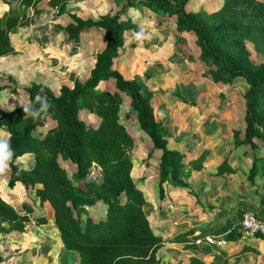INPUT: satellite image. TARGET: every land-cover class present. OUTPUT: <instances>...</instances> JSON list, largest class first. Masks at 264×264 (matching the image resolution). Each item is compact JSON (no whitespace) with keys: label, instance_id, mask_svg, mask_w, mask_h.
Segmentation results:
<instances>
[{"label":"rangeland","instance_id":"374dc122","mask_svg":"<svg viewBox=\"0 0 264 264\" xmlns=\"http://www.w3.org/2000/svg\"><path fill=\"white\" fill-rule=\"evenodd\" d=\"M222 2L190 0L186 10L208 16ZM115 14L134 23L147 38L138 41L135 37L139 32L126 29L113 67L128 79L143 81L152 90L155 116L168 121L171 126L169 147L185 154V151L191 153L189 148L194 143L196 148L192 153L206 154L203 165L210 162L202 176L191 180L195 173L185 155L183 162L187 164L182 175L192 185L165 190L158 201V186L156 188L151 175L156 174L154 177L159 180V152L149 154L151 142L138 128L135 112L129 106V99L123 95L119 118L134 138L130 151L133 178L137 185H147L144 189L148 200L144 211L153 231L166 240L156 252L160 264H264V240L256 235L240 231V237L231 241L223 235L225 243L221 245L206 243L204 237L200 241L187 239L238 227L235 223L237 210L233 206L217 205L216 191L227 189L226 181L232 178L236 184L242 180L249 182V170L255 160L258 173L251 183L256 185L254 194L264 200V167L259 159L264 150L261 146L252 150L239 142L245 125L247 81L243 77H234L227 83L216 79L199 57L200 49L194 34L177 31L172 18L165 19L136 0L131 7H126L125 0H0L1 20L4 22L11 17L16 21L10 31L12 50L0 55V101H6L0 106V112L7 111L12 104L16 105L15 108L21 107L20 103L27 100L26 89L32 84L45 85L58 94L62 85L73 87L86 79L95 65L97 54L105 47V31L92 27L74 41L68 37L67 27L76 26L74 17L97 20ZM243 44L251 66L264 63V39L258 48L252 40H244ZM232 52L237 55L236 50ZM97 89L113 90V81L99 82ZM79 115L87 123L98 124V117L93 113L80 112ZM0 132L8 138L6 130L0 129ZM209 145L211 147L207 149ZM224 158L235 168L232 177L227 172L216 176L217 167ZM19 160L26 167L33 162L29 154ZM57 160L72 178L75 165L61 156ZM94 171L97 172V168L92 166ZM147 171L152 174L145 175ZM202 178L206 181L205 189L200 182ZM164 185L170 186L169 183ZM4 188L10 190L12 187ZM16 189L25 190L20 185H16ZM25 191L27 197H18L17 200H36L32 197L33 189ZM168 195L170 198H165ZM0 196L12 200L4 193ZM237 198L241 196L237 195ZM187 200L188 204L185 203ZM248 200L252 198L249 196ZM163 201L164 204H160ZM187 206L191 208L190 213ZM103 208V204L87 206L86 213L97 218L103 214ZM260 209L256 210L260 212ZM31 225L35 224L29 223L24 232L6 230L0 233V264H46L37 246L39 235L28 230Z\"/></svg>","mask_w":264,"mask_h":264},{"label":"trees","instance_id":"16d2710c","mask_svg":"<svg viewBox=\"0 0 264 264\" xmlns=\"http://www.w3.org/2000/svg\"><path fill=\"white\" fill-rule=\"evenodd\" d=\"M125 1L126 7L134 4V0ZM136 1L165 19L172 18L177 31H191L200 49L199 57L216 79L227 83L234 77H243L247 81L245 125L239 142L252 150L258 146L264 150V63L251 66L243 44L244 40H252L258 48L264 39V0H223L208 16L187 11L190 0ZM74 21L76 26L67 27L68 37L77 41L82 32L99 27L105 31V47L97 54L89 76L73 87L62 85L58 94L42 84L27 87L25 103L39 108L36 96L47 98L50 107L41 118L24 119L22 106L0 112V129L7 131L13 152L6 171L7 184L31 188L40 204L50 205L60 240L67 250L77 253L78 264H160L156 252L166 240L153 231L144 211L145 194L133 178L130 151L134 138L119 118L123 95L135 112L138 128L151 142L149 154L159 152L160 197L166 183L187 187L182 179L185 154L169 147L171 126L155 116L152 90L143 81L128 79L113 67L124 31L131 28L141 33L135 24L119 14L97 20L74 17ZM15 25L11 17L4 22L0 18V55L12 50L10 31ZM108 80L113 81V90L97 89L99 82ZM80 112L95 114L98 124L87 123ZM25 154L33 159L29 167L19 160ZM58 156L75 165L72 178L59 164ZM259 159L264 167V155ZM93 162L98 180L90 178ZM203 162L201 155L190 160L194 169H201ZM233 171L226 158L217 167L218 174ZM257 173L255 160L248 178L252 180ZM98 201L105 206L104 214L92 218L86 207ZM32 211L27 201L16 208L0 197V233L24 232L31 222L47 223L45 215H31ZM190 234L193 233H187ZM204 236L187 239L196 241ZM239 237L240 230L232 228L225 239Z\"/></svg>","mask_w":264,"mask_h":264},{"label":"crops","instance_id":"0c3cea01","mask_svg":"<svg viewBox=\"0 0 264 264\" xmlns=\"http://www.w3.org/2000/svg\"><path fill=\"white\" fill-rule=\"evenodd\" d=\"M169 140H171V139L169 138L168 142H169ZM178 141H180V140H178ZM178 143H180V142H178ZM169 144H171V143H169ZM190 146L191 147L189 148V150L193 151L196 148L194 143H192V145H190ZM174 147H176V146H174ZM210 147L211 146L209 145V147L207 149H210ZM186 149H188V148H185V150ZM192 151H191V153H188L187 151H185V155L188 158V160L186 161L187 163H189L190 160H193L200 155L203 156L206 160V158H207L206 154H200V153L195 154V152L192 153ZM208 151H210V150H208ZM187 163H185L183 165V168H185ZM209 166H210V162L207 161L201 169H194L192 167L191 170L193 171V173H195L192 175H195V176L191 177V180H193L194 177L202 176L204 171H206V167H209ZM232 168L234 169V171L232 173H228L229 177L230 176L232 177L235 174L234 173L235 172L234 166H232ZM148 174H152V173L147 171L145 175H148ZM219 175H221V174H216V176H219ZM154 176L157 177L156 174L155 175L153 174V176L151 175V178H153L154 184L157 188L158 180ZM188 178H190V177H188ZM182 179L187 183V187L192 185V183L189 180H185V179H187V177L185 175H182ZM233 179L234 178H232V180L226 181L228 183L227 189H224V190L221 189L220 192L216 191L217 196H215V197L218 198V200H215L216 204L219 206L222 205L224 208L230 207V206L235 207L233 209L237 210V221L235 222L236 224L238 223L239 217L244 210H252L257 215L264 217V200L262 198H259V196H256L254 194V188H256V185L254 183L253 184L251 183V182L255 181L256 175L254 176V178L252 180L250 178H248L249 182H248V180H246V181L242 180V181L238 182V184H236L235 180H233ZM200 182L203 185L206 183L205 179H203V178L200 180ZM5 186L10 187L7 184V173L6 172L4 174H0V195H2L4 193V195L6 194V196H9L12 200H5V201L12 204L16 208L20 207V204L22 201H27L31 205V207L33 208L31 215H33V214L34 215H45L47 217V220H48L47 223L40 224V225H31V227L28 229L29 231L33 230L36 235H39V242H38L37 246H38V250H39L40 254L44 257L43 259H45L46 264H78L77 253L73 252L71 250H67L63 246V244L60 240L58 231H57L56 227L54 226L53 211H52L50 205L47 202L40 204L39 201L37 200V198L34 196V193L32 194V197H33V199H36V200H17L18 197H20V199H25L27 197V192L25 190L24 191H20V190L18 191V189H16V186L12 187L10 190H7L4 188ZM138 186L143 190L145 197H146V203H147L148 196L145 193L146 191L144 189L147 185L145 183H141V184L139 183ZM168 186L169 185L163 186L164 192H165V190L170 191L171 188L178 187V186H173L171 184L169 187ZM185 187H180V188L184 189ZM204 189H205V185H204ZM156 195H157V200L159 201L161 198H160V196H158V192L156 193ZM237 195L241 196V198H237ZM249 196L252 198V200H248ZM166 197L170 198L169 195L165 196V198ZM185 203L188 204L189 200H187V202H185ZM96 204H103V203L101 201H98ZM160 204H164V201ZM103 206H104V204H103ZM258 206L261 208L260 212H258L256 210L257 208H259ZM187 207H188V212L190 213L189 209H191V208L189 206H187ZM104 209H105V206H104L103 211H102L103 214L105 211ZM232 228H238V227L231 226L228 228V230L221 231V233L216 234V235H221V236L226 235L228 233V231H230Z\"/></svg>","mask_w":264,"mask_h":264},{"label":"clouds","instance_id":"9594fccd","mask_svg":"<svg viewBox=\"0 0 264 264\" xmlns=\"http://www.w3.org/2000/svg\"><path fill=\"white\" fill-rule=\"evenodd\" d=\"M138 41H142L147 38L144 36L143 32L137 33L135 37ZM36 101L39 102V108L33 107L28 103H20L23 108L24 119H28L31 117L32 119L41 118V114H47L48 108L50 107L47 98L41 97L40 95L36 96ZM6 101H0V106H2ZM16 105L12 104L6 110L11 112L15 109ZM13 156V152L10 149L9 140L5 138V134L0 132V174H4L9 167V162L11 157ZM93 168H97L95 162H93ZM98 171H102V169H98ZM90 178L93 180H98L97 172L94 171L91 173Z\"/></svg>","mask_w":264,"mask_h":264},{"label":"built area","instance_id":"2783aa9c","mask_svg":"<svg viewBox=\"0 0 264 264\" xmlns=\"http://www.w3.org/2000/svg\"><path fill=\"white\" fill-rule=\"evenodd\" d=\"M238 229L244 234L256 235L264 240V217L257 215L252 210H244L237 223ZM206 243H216L221 245L225 243L221 235L207 234L204 236ZM200 241V239L196 240Z\"/></svg>","mask_w":264,"mask_h":264}]
</instances>
